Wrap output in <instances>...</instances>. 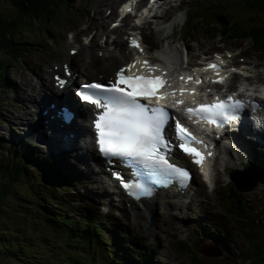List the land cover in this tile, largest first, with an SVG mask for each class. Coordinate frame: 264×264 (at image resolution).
<instances>
[{
	"label": "rangeland",
	"instance_id": "obj_1",
	"mask_svg": "<svg viewBox=\"0 0 264 264\" xmlns=\"http://www.w3.org/2000/svg\"><path fill=\"white\" fill-rule=\"evenodd\" d=\"M72 1L73 2L69 3L67 7H58L56 9L58 14L61 11L62 12L60 13V16L53 22L49 21V23H46L32 21L30 26L27 27V25H24V23L29 24V22L26 19H20L23 25L18 30V38L20 41L27 42V45L23 46L25 51L24 49L18 51V53H16L17 55L15 59H11L5 68L2 66L1 62L5 56L0 54V168L2 164V158H4L7 153L14 152L17 150V148L19 156L26 154L35 157L38 159V161L46 162L49 168H52V172L48 171L47 173H44L40 170L38 171V174H36L37 167L29 164L28 167H26V169L21 173V178L23 179L21 183L38 198L41 204L40 206H42V204L46 205L42 199V196L47 197L46 195L50 190L47 183L51 182L50 177L54 174H58V168L62 171L66 178V185L69 187V192L72 197V201L70 202L72 207L62 205V203L56 205L47 204L45 208L48 212L46 210L45 211L50 215L58 214L62 218L64 224L67 225L68 229H71L69 233H73L74 239L68 233L67 241L71 242L72 245L76 247L67 248L71 250V253L66 251L67 255L64 257V260H69L72 262H75V258L79 260H87V258H90L92 250L97 249H101L100 255L96 256V261L99 260V263L103 260L101 255H104L105 253L108 254L107 257L112 259L111 255L113 256L112 252L114 251H117L120 254L119 256H116L114 260H121V256L127 254V249L125 247L118 248L117 246H111L109 244L108 247L105 243L107 240L110 242L113 239H119L118 237L120 236L117 237V235H119L120 229L126 228L122 225L125 224L128 228V230L125 231V236H127L128 240H133V243L126 245L130 246L132 252L135 250H143L144 248L148 247L149 257H147L151 258L152 264H191L192 256H190L191 258L186 256L187 254H185V244L188 246L193 238L192 232L195 231L197 226L202 225L210 227L212 233H217L218 231H220V233L226 232L225 241L227 243L225 247L228 251H226V253H228L227 257L229 260L227 261L229 264H258L255 261L259 259V257L254 251V245H251L250 247L248 244L249 239L246 234L247 231L244 230L245 237H241L239 235V220L237 222L234 221L233 217L230 216L229 218L224 212V204L226 200H222L220 195H218V189L215 193L207 188L206 184L203 183V185H200V179L195 175V173H193V181L187 190H189V196L196 193L198 196L195 198L196 200L194 199L195 201L193 200L191 206L189 204V208L186 207L190 202L189 197H183L182 200L186 201V206L181 210H175L168 206H164L162 204V199H158L157 208L153 209L150 213H147L144 211L141 205L128 203L125 201V199L124 204H120V198L122 195L116 192H111L109 195L106 194V189L109 190L110 187V185H108L106 182V180L109 179L106 175H102L104 176V182L100 183V185H98V182H96L95 177L92 180V175L95 174L91 172L89 168L90 164H87V168L85 164L80 162V159L85 158L84 142L77 141V147L75 146L71 149L65 150L64 146L59 143L58 138L57 140H54L52 137H50L48 134V129L44 126L40 129L37 128L44 141L40 137L26 133V121L29 119L32 121V117H35L36 114L33 116L30 115V118L28 117L27 119L17 118V101L19 97L22 96V93L16 89V84L18 85V82L21 81L20 72L27 71L30 73L28 69H34L37 72L43 71V75L46 77V79L51 80L53 72L56 71L55 73H61L60 67L64 62V57L65 55L70 56L68 48L73 46L78 52L75 53L76 55H71L75 58L72 60L73 63H80L83 68H86L89 71V74H84L81 78L77 76V81L75 83L87 79L99 78V69L110 66V59L113 58L109 57L108 55L106 56V54H102L104 50L107 53L108 50H112L113 48L112 46L106 47V45L111 42L118 41L125 47L127 43L126 36L128 33L125 32L126 30L121 26H119L120 28L114 27V23L118 22V19H115L114 15H110V7H105V1L108 0ZM113 1L115 2V11L116 4L120 0ZM164 1L166 2L167 0L161 1L163 3V8L166 7V10L164 12H160V15L165 14L163 15L165 17L160 18L159 20L150 18L149 24L145 23L141 28L140 35H143L144 38L153 41L156 47L155 50H150L148 52V56L152 58L158 57V51L164 49V47L166 48L170 43L171 46L176 47L177 56L180 57V59L177 61L179 62L185 58L183 45L186 43V41L182 40L183 34H180V30L183 29L182 32H184L185 26H187L188 23L187 17L185 15V4L189 3V1L192 3L194 0H173L171 5L165 3ZM99 10L101 11V14H98ZM0 17L4 19H13L18 17V14L12 7L10 0H0ZM102 17H108L106 18L107 25H105V28L109 29V32L107 33H105L102 26L97 23V19ZM171 24L172 27L170 28ZM162 27H166V30L162 36L156 34V29ZM110 28H116V30H111ZM95 30H100L102 34V36L96 41L92 39L91 34ZM216 34L218 36L214 40L211 38L205 40L197 39L200 38V36L191 34V38H193V40L197 39V41L194 40L196 42L193 41L188 43L191 54L201 55L204 58L205 55H210L213 49L227 47L232 51V58L234 54L236 63L246 66L251 65V67L247 66L248 70L250 69L248 74H252L250 77L251 84L259 80L260 75H264V55H257L248 52L250 51L248 47L236 49V46L239 44L241 45V43L246 46V42L239 43L236 41L230 42L225 40L224 42L227 45L217 44L216 41L218 37L220 38L221 33L217 32ZM74 35L76 36L77 40L73 38ZM163 36H167V40L166 38L164 39ZM144 38L143 40H145ZM48 39H50L49 42H47ZM41 41L47 43L45 44ZM90 43L96 44L93 46V48L96 49L94 53L98 57L96 62L92 61L90 57H87L85 55L86 53H80L78 51L80 44L87 46ZM240 49L245 50L244 52H241ZM114 57L116 58V56ZM87 58L90 59V61L85 64L83 60H86ZM119 58L120 57H117L118 60L114 63L113 70L125 62L123 58H120V60ZM81 65H79V71H81ZM86 65L89 66L87 67ZM33 79L36 82L38 81L36 77ZM47 84H49L48 81ZM37 86L39 88V83H37ZM35 93L32 95V97L35 95ZM36 98L37 97L35 96V100ZM32 100L33 98L31 101ZM30 103L31 102L28 103L29 108ZM35 106V104H32L31 108H34ZM10 112H13L12 118L10 117ZM30 112L33 114L31 109ZM19 114L22 115V113ZM40 120L43 122L42 119ZM238 137L240 139L244 138L242 133H238ZM245 140L246 141L241 142L247 147V139L245 138ZM248 142L252 143L250 140H248ZM237 149L238 148L233 150V153L227 149V157L230 158L231 156L235 158L236 156H239L240 159L247 158V154H245L242 148H240L239 152ZM253 155L260 157V154L257 152H253ZM55 159H58V162ZM235 160L237 163L239 162V160ZM259 163H261V166L259 168L260 177L258 178V182L256 180V176H254L252 173V170L244 171L248 166L243 169L244 172L241 170L245 176L251 178L253 177V182L251 183L252 186L254 185V190L251 189L253 192L251 193L250 190L242 191V189L238 188L240 193L245 194L247 197H254L255 201H253V203H258L264 198V161H259ZM235 166V168H239V164H236ZM218 167L219 161L217 157L214 164V169L217 171L216 185L221 182H226L227 179H231L229 175V169L224 170L223 173H219ZM87 171L89 174L90 172L92 173V175L90 174V177L86 175ZM40 174V179L43 181L38 179ZM114 185H116L115 182ZM52 191H56L59 195L63 194L61 190L57 189V185L52 186ZM173 199L178 200L177 197L167 198L169 201H172ZM204 199H207L208 205L204 202ZM29 200L30 198L25 195L24 199H16L15 201L13 200L7 203L8 206H3V209H0V221H2L4 227L22 228L24 226L23 222L25 221L26 214L35 216L33 207H30L31 202ZM245 203L249 205L253 204L252 202L248 203L246 201ZM76 206L83 207L74 210L77 208ZM207 207H209L210 210H208ZM206 209L208 211H206ZM251 212L254 213V210L251 209ZM142 214H144V216ZM253 216L255 217V215ZM106 218L110 219V221L107 222ZM261 218L263 219L262 215L259 216V218L256 217V220H260ZM231 222L236 223V228H232ZM85 224L96 226L97 228L95 229L100 230V232L95 236H90L89 247L82 245L83 243L87 244V238H84V241L81 244L79 239L76 241L78 234H80L82 229H84ZM106 225L111 229H108ZM101 226L104 227L102 228ZM191 226H193V228L190 230ZM89 229L91 230L90 227ZM204 233L205 230L201 232L202 235H205ZM52 234L55 235L54 232H52ZM137 236L138 238H136ZM92 238L94 239L92 240ZM134 244L136 245L134 246ZM195 244L197 243L195 242ZM153 246L156 248L154 252L151 249ZM200 251L204 252L208 257L205 258L204 264H221V262L215 261L213 259L218 255V248L212 241H207L206 246L200 249ZM87 252H89L90 255L87 254ZM71 255H74L75 257L71 258ZM222 256L223 255H221V257ZM262 257H264V254L261 255V258ZM62 262V260L59 261V263Z\"/></svg>",
	"mask_w": 264,
	"mask_h": 264
},
{
	"label": "trees",
	"instance_id": "obj_2",
	"mask_svg": "<svg viewBox=\"0 0 264 264\" xmlns=\"http://www.w3.org/2000/svg\"><path fill=\"white\" fill-rule=\"evenodd\" d=\"M72 2V0H10L18 17L13 19L0 17V54L4 55L5 58L7 57L3 59L2 66L5 68L11 59H15L16 53L23 50L24 45H27V42H20L18 38V30L23 25L20 19H26L29 22V24L24 23L27 27L30 26L32 21L53 22L61 13L58 14L56 9L58 7H67ZM185 6V15L188 23L185 26L184 32H182L183 29L180 30V34H183L182 40L186 41V46L189 42L197 41V39H215L218 36L216 34L218 32L221 33L220 40L236 41L239 43L246 42L249 50L264 55V0H194L192 3L189 1ZM191 34L198 35L200 38L193 40ZM49 41L50 39L47 42ZM47 42L43 43L46 44ZM29 164L37 167L36 174L40 170L44 173L48 171L52 172V168H49L46 162L38 161L35 157L26 154L19 156L18 149L14 152L7 153L2 158L0 168V209H3V206H8L7 203L13 200L24 199L26 195L30 198V207H33L35 216L26 214L22 228L4 227L2 221H0V264H152L151 258H148V247L132 252L130 246L126 245L133 243L132 240H128L127 236H125L126 229H120V233L117 235V237L120 236L118 237L119 239L104 242L107 246L109 244L111 246H117L118 248L125 247L127 249V254L121 256V260H114L116 256L120 255L117 251H114L112 252L113 256L111 255L112 259L107 257L108 254L105 253L101 255L103 260L99 263V260L96 261V256L100 255L101 249H97L92 250L91 255L87 252L90 255V258H87V260L75 258V262L65 261L66 251L71 253V250L67 248L76 247L67 241V234L71 229H68L58 214H47L45 206L47 204L56 205L62 203V205L72 207L70 205L72 197L69 192V187L66 185V178L59 168L57 170L58 174L51 176L53 179L50 177L51 182H47L50 190L46 195L47 197L42 196L43 201L46 203V205L42 204V207L40 206L41 204L38 198L21 183L23 181L21 173ZM259 177L260 175H258ZM40 178L41 174L38 176V179L43 181ZM256 180L258 182L257 176ZM231 182L232 184H230ZM54 185H57V189L63 192L62 195L57 194L56 191H52V186ZM217 188L225 197V203L230 205V209L235 214L237 221L239 220L240 227L247 231L248 242L252 246L254 245V251L259 257L255 262L264 264V257L261 258V255L264 254V198L258 203H253L255 201L254 197L249 198L245 194L240 193V190H238L232 180L228 183H218ZM252 190H250L251 193L253 192ZM245 201L248 203L252 202L253 204H246ZM76 207L74 210L80 209L83 206ZM251 209L254 210V213L251 212ZM261 215L263 219L256 220V217L259 218ZM106 220L107 222L110 221L107 218ZM104 226L101 227L103 228ZM199 226L201 227V232L205 230V235L203 237L195 236L190 242L193 247L185 244V254L189 258L192 256L191 264L205 263V258L208 257L200 249L206 246L207 241L215 243L221 251L213 259L221 262V264H229L227 261L229 260L227 257L228 253H226L227 250L225 247L227 243L225 241L226 232L220 233L218 231L217 233H212L210 227ZM106 227L108 228L107 225ZM95 228L97 227L85 224L84 229L81 228L82 231L78 234L76 241L79 239L81 244L84 238H87V244L83 243L82 245L89 247L90 236H95L100 232L99 229ZM69 234L74 239L73 233ZM151 249L153 252L156 250L155 246ZM221 255L223 256L221 257ZM72 257L75 256L71 255ZM61 260L63 262L59 263Z\"/></svg>",
	"mask_w": 264,
	"mask_h": 264
},
{
	"label": "snow or ice",
	"instance_id": "obj_3",
	"mask_svg": "<svg viewBox=\"0 0 264 264\" xmlns=\"http://www.w3.org/2000/svg\"><path fill=\"white\" fill-rule=\"evenodd\" d=\"M129 11H131L130 8ZM137 23L139 24L140 21ZM130 44L143 51L137 39H132ZM217 60H220L219 56ZM137 64H140L141 69H146L148 74L140 70L131 75L125 74ZM223 64L224 61L221 60L220 64L210 63L208 68L219 70ZM65 68L67 70V66ZM158 71L160 74L156 75ZM227 78L220 76L217 71V79L214 82L223 84ZM56 79L58 86L64 88L67 81L60 77ZM180 79L187 84L193 80V76L189 75L186 78L181 76ZM202 82L201 78H195L197 85ZM162 88H168L170 91L158 93V90ZM185 92L193 96L199 94L195 88L173 87V82L169 80L166 70L161 69L160 65L150 64L148 60H136L116 73L115 82L109 81L106 85L97 82L81 85L77 95L83 102L101 110L93 121V127L96 132L98 150L109 163L119 159L126 166H136L133 169L134 173L141 168L150 170L167 177L164 181H157V183L169 186L173 180H176L184 188L187 186L186 182L190 179V174L188 170L169 162L173 145L166 139L165 130L173 118L167 108L158 101L172 97L175 100L172 107H179L185 101L175 97L177 93L182 96ZM152 97H156V102H152ZM142 99L148 100L149 103H142ZM193 103L196 104L194 98ZM247 106L248 102L235 99L233 96H228L226 99L216 97L211 103H199L195 107L185 108L184 112L189 119L199 117L210 123L218 122L223 127L230 121L238 120ZM71 118V113L64 114L66 121H70ZM174 130L176 138L181 141L178 145L181 151L191 156L193 163L202 166L204 154L192 145L203 143V141L194 136L179 120H175ZM122 186L136 199L153 194L151 187L141 183L122 182Z\"/></svg>",
	"mask_w": 264,
	"mask_h": 264
},
{
	"label": "bare ground",
	"instance_id": "obj_4",
	"mask_svg": "<svg viewBox=\"0 0 264 264\" xmlns=\"http://www.w3.org/2000/svg\"><path fill=\"white\" fill-rule=\"evenodd\" d=\"M173 0H167L165 3H167V4H170L171 2H172ZM105 3H106V5H105V7H107V8H111V13H110V15H114V5H115V2L112 0H108V1H105ZM98 4V3H97ZM101 6V5H100ZM90 9V8H89ZM62 12V11H61ZM98 14H101V11L99 10V12H98ZM103 14V13H102ZM88 15V14H87ZM165 15V14H164ZM98 16V15H97ZM163 17H165V16H163V15H159V16H157L156 18H154V17H150V18H154V19H156V20H159L160 18H163ZM106 18H108V17H102V18H98L97 19V23H99L100 24V26H102V28L104 29V32L105 33H107V32H109L108 30L109 29H107V28H105V25H107V19ZM82 21V20H81ZM166 21V20H165ZM89 22V21H88ZM118 22L119 23H121V19H119L118 20ZM149 22H150V20H147V21H145V23H148L149 24ZM59 23V22H58ZM159 23V22H158ZM88 24V23H87ZM165 24V23H164ZM96 27V26H95ZM172 27V24H171V26H170V28ZM120 28V27H119ZM111 30H116V28H110ZM168 29V28H167ZM79 30V29H78ZM122 30V29H121ZM166 30V27H162V28H157L156 29V34H158V35H161L162 36V34L164 33V31ZM86 31V30H85ZM84 32V31H83ZM104 32H102V33H104ZM69 33H71V32H69ZM89 33H91V32H89ZM122 33V32H121ZM92 34V39L94 40V41H96L97 39H99L101 36H102V34H101V31L100 30H95L94 32H92L91 33ZM177 34V33H176ZM164 37V36H163ZM74 39H76V36L74 35V37H73ZM166 38V40H167V36H165L164 37V39ZM77 40V39H76ZM163 40V39H162ZM21 42V41H20ZM42 42V41H41ZM99 43V42H98ZM163 43V42H162ZM169 43V42H168ZM21 44V43H20ZM78 44V43H77ZM94 45H96V44H93V43H90V44H88L87 46H85V45H81L80 44V47L78 48V51L80 52V53H86L85 55L87 56V57H90L91 58V60L92 61H94V62H96L97 60H98V57H97V55L94 53V51L96 50L95 48H93V46ZM108 46H112L113 48H112V50H108L107 51V53H106V51L104 50L103 52H102V54H106V56L108 55L109 57H114V56H116V58L117 57H122V56H125L126 54H127V51H128V49L126 48V47H124L123 46V44L122 43H120V42H118V41H114V42H111V43H109V44H107L106 45V47H108ZM69 47V46H68ZM72 48H74L73 46L72 47H69L68 48V52H69V50L70 49H72ZM163 48V47H162ZM205 50V49H204ZM24 51H25V49H24ZM98 52V51H97ZM159 52V54L160 55H162V57H163V59L166 61V62H170V63H172V64H175L176 63V61H177V51H176V47H173V46H171V44L169 43L168 44V46L165 48L164 47V49H162V50H160V51H158ZM8 53V52H7ZM78 53V52H77ZM68 54V53H67ZM151 54V53H150ZM174 54V55H173ZM76 55V54H75ZM89 55V56H88ZM92 56V57H91ZM175 57V58H174ZM7 58V57H6ZM5 58V59H6ZM10 59V58H9ZM75 58H74V56H68V55H65V57H64V64L65 63H67V62H69L70 63V65H71V69H72V76L75 74V72H77V76H82L86 71H84V70H81V71H79V68H78V64H76V63H73V61L72 60H74ZM103 59V58H102ZM114 59H115V57H114ZM63 60V59H62ZM120 60V59H119ZM84 62H85V64L87 63V62H89L90 61V59H86V60H83ZM110 61V60H109ZM222 61H223V59H222ZM224 61H225V59H224ZM236 61V60H235ZM246 61V60H245ZM2 62V61H1ZM83 62V63H84ZM113 62V61H112ZM121 62V61H120ZM24 63V62H23ZM122 63V62H121ZM244 63V62H243ZM239 64V63H238ZM254 64V63H253ZM4 65V64H3ZM62 65V64H61ZM119 65V64H118ZM51 66V65H50ZM99 66V65H98ZM111 66H112V63H111V65L110 66H108V67H106V68H101V69H99V74L101 75V76H105V73L106 74H109L111 71H112V68H111ZM248 66V65H247ZM250 67H251V65H249ZM248 66V67H249ZM46 67V66H45ZM83 67V66H82ZM85 67V66H84ZM223 67L224 66H221V68L218 70V72H220V73H223V72H225L224 70H222L223 69ZM238 70L240 69V70H242L243 72H245V73H247L248 74V71L250 70H248L247 69V67L245 68V67H240L239 68V66L238 67H236ZM252 69V68H251ZM29 71H30V73H28L27 71H22V72H20V78H21V81L20 82H18V85L16 84V89L17 90H19L21 93H22V96H20L19 97V99H18V101H17V104H18V109L16 110L17 111V118H22V119H27L30 115H31V112H30V109L31 108H29L28 107V103L29 102H32V101H35V96L36 97H39V105H41V104H43V96H42V93H46V90H48V92H49V95H50V100L51 101H54V100H56V98H55V93H54V86H53V84L50 82V80H47L46 79V77L43 75V71H40V72H37V71H35L34 69H28ZM49 70V69H48ZM96 70H98V69H96ZM61 71H62V66H61ZM56 72V71H55ZM55 72H53V74L55 73ZM252 75V74H251ZM4 76V75H3ZM49 76V75H48ZM261 76V75H260ZM34 77H36L37 79H38V81L36 82V81H34ZM216 76H213L212 78H215ZM253 77V76H252ZM75 78V77H74ZM207 78V77H206ZM51 79H52V77H51ZM247 79H249L250 80V78H247ZM47 81H48V83L49 84H47ZM70 81L71 82H74L73 80H71V78H70ZM254 81H255V79H254ZM251 82V81H250ZM37 83H39V88H38V86H37ZM81 83H85V82H81ZM253 83V82H252ZM38 89V90H37ZM37 91V92H36ZM36 92V93H35ZM35 93V95L32 97V95ZM66 96H67V101L68 102H74L73 101V98L68 94V93H66ZM33 98V100L31 101V99ZM32 105V104H31ZM82 106V105H81ZM83 107V106H82ZM49 112H50V110H48ZM19 113H22V115L21 114H19ZM6 114V113H5ZM10 114H11V118L13 117V112H10ZM30 118V117H29ZM45 118H47V115H45ZM26 125H27V127H26V133H28V134H31V135H35V136H37V137H40L41 139H42V137H41V134H40V132H39V135L37 134V132L33 129V122L32 121H30V119L29 120H27L26 121ZM45 125V127L46 128H50L49 127V124L48 123H46V124H44ZM43 127V126H42ZM68 129H69V131H71L72 133V136L71 137H67L66 138V140H65V142H67V143H65L63 146H64V149L65 150H67V149H71V148H73V147H77V141H81V140H84V145H85V147H84V150H87V149H91L92 148V144H91V142H92V140H91V137L89 138L88 137V134L90 133V131H89V128H88V126L86 125V124H83L82 126H81V130H79V128L77 127V124H74V125H71V126H68ZM75 135V136H74ZM82 135H84V137H82ZM74 136V137H73ZM262 139V138H261ZM43 140V139H42ZM44 141V140H43ZM80 144V143H79ZM260 145V144H259ZM243 147V146H242ZM234 148V147H233ZM244 148V147H243ZM261 150H263L264 151V144H262V147H259ZM78 149V148H77ZM245 149V151H246V153H248V150L246 149V148H244ZM229 151V150H228ZM248 156L249 157H251V158H253V154L252 153H248ZM175 158L177 159V160H179L180 158H181V156H178V155H175ZM235 159H237V161L240 159V157L239 156H237V157H231L230 156V158L229 157H227V155L226 156H223V159H222V163H223V165L226 167V169H229V175H230V178L232 179V181H233V183L235 184V186L237 187V188H240V189H242V191H249V190H251L252 188H253V186L251 185V183L253 182V177L251 178V177H248V176H245V174H243V172L244 171H246V170H251V168L250 167H248L247 169H245L243 172H241L240 170H237V169H234L236 166V164H239V168L241 169V170H243V168H245L247 165H249L244 159H240L239 160V162L237 163L236 162V160ZM56 160V159H55ZM57 162H58V159L56 160ZM259 161H264V152H262V154H261V156L259 157ZM80 162H82L83 164H85L86 166H87V163H88V165H89V162L87 161V159L86 158H84V159H80ZM95 162V161H94ZM253 163L254 164H256L257 163V161H253ZM90 168V167H89ZM91 169V168H90ZM89 170V169H88ZM258 171H260V169L258 168ZM91 172H93L95 175H92V173ZM90 172V174L92 175V180H93V178L95 177V176H99V178H97L96 179V182H98V185H100V183H102V182H104V180H103V178H104V176H102V174L101 173H103V171L101 170V167H97V169H93V171H91ZM89 173H88V171H87V173H86V175H88V177H90L91 175H90ZM243 174V175H242ZM85 175V177L87 178V176ZM256 176V175H255ZM219 177V176H218ZM106 182L108 183V185H110V187H109V190H111V191H109L108 190V195L109 194H111V192L112 193H118V194H122V191L120 190V189H118L117 190V188L114 186V180H111L110 178L108 179V180H106ZM199 184L200 185H202L203 184V182H199ZM231 184V183H230ZM197 186V185H196ZM252 187V188H251ZM104 191V190H103ZM169 193H171V191H169V190H167V191H163L162 193H160L159 194V196H155L154 198H152V199H145V200H141L140 202L142 203V207H143V209L145 210V212H147V213H150L153 209H155V208H157V200L158 199H164V198H172L171 196H169L168 194ZM191 193V192H190ZM184 194H189V190H186L185 192H184ZM116 195V194H115ZM178 198L180 197V196H182V194H180V193H178ZM198 196V194L196 193V194H193V195H191L189 198H190V202L187 204V206H186V201H184V200H182V199H178V200H176V202H172V203H166L170 208H172V209H175V210H181L182 208H184L185 206L187 207V208H189V204H190V206L192 205V203H193V200L196 198ZM126 197V196H125ZM187 198V197H186ZM120 200L122 201H120V204H124V198L123 197H121L120 198ZM132 200V198H129L128 199V201H131ZM196 200V199H195ZM194 200V201H195ZM126 201V200H125ZM133 202V201H132ZM159 202V201H158ZM204 202L208 205V201H207V199H204ZM134 204H136L135 202H133ZM138 204V203H137ZM240 204V203H239ZM203 205V204H202ZM206 205V206H207ZM194 207V206H193ZM208 208V210H210V208L209 207H207ZM207 209H206V211H208ZM213 211V210H212ZM184 212V211H183ZM143 216H144V214H142ZM173 215V214H172ZM209 215V214H208ZM142 217V216H141ZM175 217V216H174ZM123 226H125L126 228H127V226L125 225V224H122ZM258 225V224H257ZM126 228H124V229H126ZM203 229V228H202ZM126 230H128V228L126 229ZM179 233V232H178ZM222 236V235H221ZM252 236V235H251ZM136 238H138V236L136 237ZM222 238V237H221ZM133 241V240H132ZM229 241V240H228ZM189 245V247H192V245L189 243L188 244ZM134 246H135V244H134ZM218 252H220L221 253V251H220V249H218ZM144 253V252H143ZM145 254V253H144ZM143 256V255H142Z\"/></svg>",
	"mask_w": 264,
	"mask_h": 264
},
{
	"label": "clouds",
	"instance_id": "obj_5",
	"mask_svg": "<svg viewBox=\"0 0 264 264\" xmlns=\"http://www.w3.org/2000/svg\"><path fill=\"white\" fill-rule=\"evenodd\" d=\"M256 175V173H254Z\"/></svg>",
	"mask_w": 264,
	"mask_h": 264
},
{
	"label": "water",
	"instance_id": "obj_6",
	"mask_svg": "<svg viewBox=\"0 0 264 264\" xmlns=\"http://www.w3.org/2000/svg\"><path fill=\"white\" fill-rule=\"evenodd\" d=\"M219 255V254H218Z\"/></svg>",
	"mask_w": 264,
	"mask_h": 264
}]
</instances>
